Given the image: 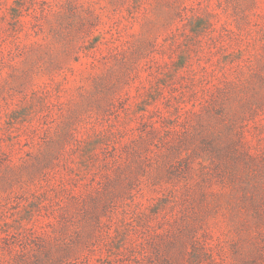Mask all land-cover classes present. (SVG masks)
Returning <instances> with one entry per match:
<instances>
[{
	"label": "rangeland",
	"instance_id": "1",
	"mask_svg": "<svg viewBox=\"0 0 264 264\" xmlns=\"http://www.w3.org/2000/svg\"><path fill=\"white\" fill-rule=\"evenodd\" d=\"M36 256L264 264V0H0V264Z\"/></svg>",
	"mask_w": 264,
	"mask_h": 264
},
{
	"label": "trees",
	"instance_id": "2",
	"mask_svg": "<svg viewBox=\"0 0 264 264\" xmlns=\"http://www.w3.org/2000/svg\"><path fill=\"white\" fill-rule=\"evenodd\" d=\"M62 226H63V224L59 223L58 221H57V224H56V222H50L49 221L46 224L47 228L43 229V233H42L43 237H46L49 240L50 239L51 240L57 239L60 236V234L57 233L56 230H59ZM38 241H39V244L37 243L36 245H41V243H43V242H41L42 240H38ZM44 253L49 254V252L47 250ZM15 260H17V262H18L19 258L16 257ZM20 262H21V260H20ZM31 263L42 264V259L40 256H36L35 259L33 261H31ZM43 264H45V263L43 262Z\"/></svg>",
	"mask_w": 264,
	"mask_h": 264
}]
</instances>
